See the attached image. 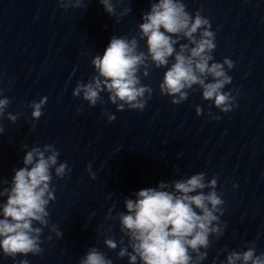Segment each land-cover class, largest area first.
<instances>
[{
    "label": "clouds",
    "instance_id": "9594fccd",
    "mask_svg": "<svg viewBox=\"0 0 264 264\" xmlns=\"http://www.w3.org/2000/svg\"><path fill=\"white\" fill-rule=\"evenodd\" d=\"M100 3L107 14L118 19L131 11L126 7L117 12V4L123 0L115 3L100 0ZM58 5L65 10L84 6L83 0H58ZM141 19L136 36L113 35L103 55L92 58L94 74L87 82H77L72 92L74 97L94 107L105 103L101 94L106 93L107 101L117 111L125 108L143 111L153 89L142 84L141 76H148L155 67L166 68L159 91L171 97L172 104L186 101L189 92L197 86L202 91V99L212 102L219 112L226 114L234 110L236 97L224 90L232 83L228 72L234 62L227 57L222 62L215 61L216 33L211 30L207 17L200 11L189 12L184 0H155ZM140 41H144L146 51L141 49ZM46 103L47 97L28 103L33 121L43 115ZM9 105L7 97L0 99V118L15 123L20 114L8 112L5 116ZM202 113L203 109L197 106V116ZM106 114L109 122L116 119L114 114ZM211 118L220 117L212 115ZM3 133L4 127L0 124V134ZM21 147L25 151L24 166L13 169L10 181L0 178V198H4L0 202V250L13 259L17 255H41L44 251L41 236L46 227L62 238V231L55 225L50 226L47 209L56 199L53 171L58 179H64L70 172L66 162H59L60 152L55 145L29 148L23 144ZM86 171L90 178H96L91 164ZM216 189L217 176L207 179L206 172L140 189L133 193L134 198H124V211L113 216V209L108 210L106 220H118L122 236L118 242L105 236L104 246L113 252L119 246L116 256L127 257L128 264H202L213 243L210 238L219 240L226 227L221 220L225 201ZM46 239L51 240L52 236ZM221 252L226 255L220 264H264V252L257 254L255 242H249L244 250L224 248ZM219 256L220 252L212 264H216ZM18 264L29 262L24 259ZM78 264H113V261L93 246Z\"/></svg>",
    "mask_w": 264,
    "mask_h": 264
}]
</instances>
